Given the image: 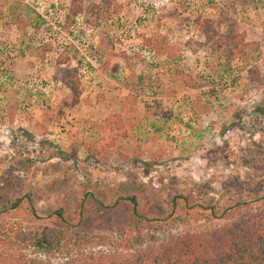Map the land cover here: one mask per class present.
I'll return each instance as SVG.
<instances>
[{
    "label": "rangeland",
    "instance_id": "1",
    "mask_svg": "<svg viewBox=\"0 0 264 264\" xmlns=\"http://www.w3.org/2000/svg\"><path fill=\"white\" fill-rule=\"evenodd\" d=\"M12 1L0 0V202L29 191L43 216L87 187L156 208L174 192L264 195L249 116L264 103V0H19L11 17ZM229 31L244 54L230 56Z\"/></svg>",
    "mask_w": 264,
    "mask_h": 264
},
{
    "label": "trees",
    "instance_id": "2",
    "mask_svg": "<svg viewBox=\"0 0 264 264\" xmlns=\"http://www.w3.org/2000/svg\"><path fill=\"white\" fill-rule=\"evenodd\" d=\"M17 6L26 7L13 0L6 14L18 16L13 13ZM224 39L238 52L231 57L244 54L241 33L229 31ZM70 90L73 103L79 93L76 80ZM119 100L124 108L126 98ZM249 116L264 131V103ZM253 145L256 149L260 143ZM76 192L70 210L57 206L43 216L29 191L4 198L0 264H264V195L205 201L174 192L156 208L134 193L89 187ZM196 223L205 227L175 231Z\"/></svg>",
    "mask_w": 264,
    "mask_h": 264
}]
</instances>
